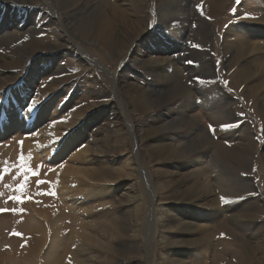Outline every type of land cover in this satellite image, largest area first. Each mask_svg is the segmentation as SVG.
Instances as JSON below:
<instances>
[{"label": "rangeland", "instance_id": "obj_1", "mask_svg": "<svg viewBox=\"0 0 264 264\" xmlns=\"http://www.w3.org/2000/svg\"><path fill=\"white\" fill-rule=\"evenodd\" d=\"M35 2L0 0V23H4L8 15H14L15 8L25 12L29 11L25 9L38 8ZM174 4L182 12L183 0H175ZM160 5L161 0H71L74 10L69 13L64 10L77 25L71 37L63 24L41 5L45 9L40 8L45 12L42 16L33 14V10L24 13L25 25L17 23V33L0 36L5 37L0 41V57L8 63L7 67L0 66V100L4 97L13 104L14 97L7 91L23 82L27 84L26 95L30 101L35 99L36 93H40L37 98L42 103L55 97V105L49 113L51 117H58L50 122L61 121L58 130L61 135L64 133L63 137L76 131L89 144L88 151L79 155L91 159L94 169L88 179L72 185L73 188L79 186L76 191L79 193L86 184L93 197L81 210H76L69 202L74 192L69 194L60 186V180L69 173L67 168L71 164L67 158L75 143L52 162L38 156L39 148L30 152L32 157L22 154L18 146H23V138L14 139L10 134L5 135L6 138L0 136V209L4 210L0 211V264H213L212 251L214 253L215 248L221 251L223 246L226 259L240 249L246 252L249 264H264V246H258L252 238L255 235L250 226L252 218L243 217L245 206L249 204L248 208H252L258 202L262 205L264 219V119L251 111L244 95H239L243 85L236 89L230 82L231 73L239 65L253 72L260 66L258 62L264 63V48L247 51L231 64L222 51L226 33L229 34L227 43L235 41L231 30L227 32L228 27L246 23L264 27V19H253L256 15L264 17V8L261 14L248 8L253 6L252 0H228L212 16L203 8L202 0H188L186 12H180L181 18L165 11L171 24L163 29L160 22L157 25L155 22L161 15L157 8ZM112 8L120 15L112 24L111 43L100 41L93 35L92 28L87 29L89 32H79L88 15L94 19L100 13L101 20L108 19L113 15ZM245 13L250 18L245 19ZM199 24L209 27L211 44L206 45L202 39L198 41ZM33 25L37 31L21 34L23 29ZM253 34H246L251 43L259 41ZM174 51L173 55L181 57L180 64L185 68L202 66L200 53L207 60L211 59L213 77H201L195 69L191 75L197 81L194 87L199 89L201 85L197 78L205 85L214 81L220 93L229 98L230 104L224 108L236 111L237 119L220 125L221 128L230 125L225 128L227 134L241 136L247 126L246 131L253 139V159L242 172L231 170L221 160H216L215 167H211L212 155L205 153L197 142L196 131L209 134V141H222L225 135L215 134L217 130L214 134L210 132L209 121L225 120L226 114L216 107L202 110L204 103L200 99L186 101L164 85L173 65L170 59ZM156 56L160 61L155 68L165 74L164 77L156 76V70L151 69L153 64H149ZM188 60L193 63H186ZM118 78L143 91L137 103L123 91ZM258 81L257 76H253L245 83ZM186 83L192 85L191 81ZM44 90L46 94L42 93ZM191 114L197 115L196 120H189ZM20 120L27 129L29 121ZM37 127L29 130L34 134ZM58 152L56 147L49 155ZM25 168L39 175L27 173L26 179ZM145 174L148 175L145 177ZM37 180L45 183L38 185ZM241 182L247 183L246 188H236ZM131 183L135 189L129 192ZM193 183L196 187H190ZM20 184L24 187L20 188ZM228 185L232 192L228 196L230 200L218 203L216 199L224 195L220 192L228 189ZM51 192L56 195L45 194ZM226 207L243 219L239 221L243 226L241 232L235 235H226L227 230L218 228L219 220L227 216L225 212L219 213ZM150 208L156 211L152 239L147 233ZM261 218L257 220L262 221ZM248 224L250 227L246 228ZM206 232L213 235V244L223 239L227 247L214 245L212 249H204L201 237ZM51 246L54 253L47 257ZM232 261L236 262L235 258Z\"/></svg>", "mask_w": 264, "mask_h": 264}, {"label": "bare ground", "instance_id": "obj_2", "mask_svg": "<svg viewBox=\"0 0 264 264\" xmlns=\"http://www.w3.org/2000/svg\"><path fill=\"white\" fill-rule=\"evenodd\" d=\"M161 1H162V5L157 7L161 15H159V19L156 18L155 22H156V25H157V22H160L163 29H166L170 26L171 23L169 22V19L165 11H167V13L173 12L172 16L174 15L176 18L180 17L181 11H179V9L175 6L174 4L175 0H172V1L166 0V3L164 0H161ZM226 1L228 0H202L204 4L203 8H205V10L207 8L208 12H210V14L214 16L224 7V4ZM35 3L38 6V8L25 9V10H29V11L33 10L35 11L33 14H36V15L41 14L42 16L45 12L42 11L41 9L43 10L45 9L41 5H44L49 11V13L55 17V20L60 21L63 24V27L67 31L68 36L71 37L70 33L72 31L76 32L77 25H75L74 22L72 23V19L68 18L65 15L67 11H68L67 13H69L74 10L71 6V0H36ZM252 3H253V6L248 7V8L254 9L252 12L256 11L257 13H261L262 12L261 9L264 8V1L263 0H252ZM182 5H183L182 6L183 10L181 13H184L186 12L188 0H183ZM57 7L59 10H57ZM64 10H67V11H64ZM112 10H113L112 17L108 19H104V20H101L100 13L96 15L94 19L93 18L91 19V17H89L88 15V17L84 19V27L79 32L83 33L85 31H88L87 29L92 28L93 35L98 37L100 41H102L104 44L108 42L111 43V41H113L111 39V37H113L111 35L113 33L112 24L115 23V21H118V17L120 15L117 9L112 8ZM13 11L15 13L14 15L13 14H11L10 16L8 15L7 20L4 21V23H0V36H3L4 34H9L10 32L17 33L18 32L16 28L17 23L18 24L22 23V25H25L23 16H24V13L29 14V11H26V12L19 11L16 8ZM7 13L8 12L6 11L5 14ZM187 15H188V11L183 17L186 18ZM257 17L258 15L254 16L253 19L255 20L264 19L263 15L261 17L260 16L258 18ZM153 18H154V15L152 19ZM25 19L28 21V18H25ZM205 23L209 25L207 22ZM80 24L82 23L80 22ZM34 25L33 27L28 26L27 29H23L22 30L23 32H21V34L24 33L25 35L26 32L34 33V31H37L38 28L34 27ZM201 25L202 24H199V29L197 28L196 30V34L199 37L198 41L202 39V41L206 42V45H208V43L211 44L208 39L209 27H206V25L204 24L202 26ZM230 30H231V35L235 38V41H230L227 43L226 40L229 34L226 33L224 35L225 37H223V43H222L223 56L225 57V60L228 61V63L230 62L231 64L232 62L237 60L240 57V55L244 56L247 51L248 52L257 51V50L264 48V39L262 38L264 37V27L258 26V25L253 26L252 24L246 23V24H241L240 26L236 25L231 29L228 27L227 32H229ZM249 32L254 33L253 34L254 37L259 39V41H255L254 43H251L252 41H250V38H247V35ZM188 38L189 37H187L186 40H188ZM4 39L5 37H0V41ZM11 39H14V37ZM9 40L6 43H9ZM117 42L115 43V45L118 46L119 42L118 43ZM184 42L186 43L187 41H184ZM177 47H179V45ZM176 51L172 53V58L170 59V61L173 63V65L167 72L168 80L166 79L167 83L164 81V85L165 86L167 85L170 88L174 89L175 91L174 94L180 98L184 97V100L186 101L191 102L192 98H196V101L197 99H200L204 103V107H202V110L210 111L212 110V108L216 107L218 111L226 114L224 115L225 120L221 121L215 118L216 120L210 119L209 121V123H211L215 127V131L217 130L215 134L225 135L223 136L222 141H217L214 139L209 141L207 137L209 136V134L206 133L207 134L206 135L203 132L198 131L199 132L198 133L196 131L195 133L198 136L197 142L200 144L199 147H204L205 153H207L208 155H212L214 160L212 163H210L211 167H215L216 160H221V162H224L226 165H228V168H230L231 170L237 169V172L238 171L242 172L246 168V166L250 164V162L253 159L252 158L253 156V153H252L253 151L252 142L253 141L252 140L253 139L249 135L250 132L246 131L247 126L244 127L241 133V136H234L232 135V133L227 134L228 130L225 128H221L220 125L222 123H225L228 121L232 122L237 119L236 111L234 112L231 108L230 109L224 108L225 106H228L230 104L229 98L220 93L218 85L214 81L208 82L207 85L205 84L199 85L200 86L199 89L194 87L197 81L191 75L195 69H197L196 71L201 73L200 74L201 77L202 76L207 77V79H210L213 77L214 72H213V65L211 64V59L207 60V58L202 56V54L200 53L201 58L203 59L202 66H197V68H194V69L185 68L183 67V65L181 66L180 64L181 57L173 55ZM78 54H83V53H78ZM83 56H84L83 58L88 59V56H85L84 54ZM159 61L160 59L157 56L151 59L149 64H153L151 67L152 70L154 71L156 70L155 66H156V63H158ZM258 63L260 64V66H258L257 68L254 67L256 70L253 72L250 70L249 67H243L239 65L231 73L230 82H231V87L232 88L235 87L236 89L238 88L239 85L241 84L243 85V89L240 91L239 95L241 94L244 95L245 96L244 99L246 100L247 105L249 104V107H251L250 108L251 111L254 112L255 114L261 115L264 119V93H263L264 91V63L261 61ZM7 64L8 63L5 61V58L0 57V66L7 67L6 66ZM10 65L11 63L9 64V66ZM155 72H156V76L157 75H159L160 77L165 76V74H163L162 72L158 73L157 70ZM253 76H257V78L259 79L257 83H254V84L245 83V81L249 80ZM117 81L118 83H120V85L123 86V91L128 95L131 101H134L135 103H137L138 98L144 95L143 91L139 89V87L134 85L133 83H129L123 79L120 80L119 78L117 79ZM186 81H191L192 85L187 86ZM205 86L208 87L207 90L204 89ZM116 89H119V88H116ZM44 91L45 93L43 91L42 93L46 94V90ZM7 93L8 94L10 93L13 95L12 97H14V101L12 104L9 100L5 99L4 97H2L0 100V136L5 137V135L7 136L8 134H10L9 136L10 137L14 136L15 137L14 139L23 138L22 139L23 146H18V149L21 150L22 154L32 157L30 152L37 151L36 148H39L38 156L40 158H43V161L48 158L50 161L56 162L55 160L58 159V156L60 154H63V152L72 143H75L71 147L72 148L71 155L67 158V161L71 164L67 168L69 170V173L65 174L63 178L60 180V186L63 191L67 189V192L69 194L74 192L72 196H70L71 201L69 202L71 203V205H74L76 210L78 209L81 210V206L88 203L93 198L89 195L90 188L86 186V184H83L79 192L80 195H78L79 193H76V191L78 190L79 186L73 188L72 185H74L75 182L85 181V179H88L89 176L92 174V171L94 170L92 166L93 164L92 160L79 155L82 152L88 151V149L90 148L89 144L86 141H83L81 136H78L76 134V131L72 133L70 132L68 136L63 137L64 133L61 135V133L58 130V127L61 121L50 122L52 119L54 118L56 119L58 117V116L51 117L52 113L51 112L49 113L50 111L49 109H52L55 105V100H54L55 97H51L45 103H42L41 102L42 100H39V98H37L38 97L37 95L40 93L38 94L36 93L35 99L31 100V102L33 103L34 110L31 113H29L26 107L30 102L28 96L26 95L28 94L26 83L23 82L22 84L20 83L14 84L12 88L8 89ZM217 95H221V96L216 100L215 97ZM251 100H254V102L251 103ZM47 116H50V118L48 119ZM19 117L23 118V120L26 119L29 121V126L27 129H24L22 127L21 125L22 121L20 120ZM196 117L197 115H193V114L188 116L190 121H193L194 119L196 120ZM211 121H215V122H211ZM36 125L38 126L37 131L33 134L31 133V130H29V128L35 127ZM193 128H196V130L198 129L197 126ZM58 136H60V139H58ZM62 137L63 139H61ZM56 147H58L59 152L56 155L54 154V156H52V154L49 155V153L53 151L54 149H56ZM21 153L20 155H22ZM74 155H78V156L75 158L73 157ZM147 175L148 174H145V177ZM147 181L150 186L151 182L149 181L148 178H147ZM203 183L205 184V186L207 185L205 182ZM196 185L197 184L193 183L190 187H196ZM237 186L236 188L238 189L246 188L247 183L241 182ZM134 189H135L134 184L132 183L129 184L128 191L132 192V190ZM221 191H222L220 192L221 195L224 194L223 196L226 198V200H230L228 196L232 194L231 185H228V189L224 188ZM152 194H153V190H152ZM219 198L216 199L218 200V203L221 202V199ZM255 203L256 205H254L252 208H248V207H251L249 204L245 206L244 211L246 213L243 214V217H245L246 219L252 218L251 221H253V223L250 226L254 230V234H255L252 236V238L255 240L258 246L263 247L264 246V222H262L264 221L263 216H262L263 208H262V205H259L258 202H255ZM222 212H225L227 216L219 220L220 221V223H218L219 230L223 228V231L226 232L227 230L226 235H235V232L240 231L241 227H243L242 224L239 222L240 220H243L241 218L242 216L240 217L236 212L231 211L228 207L223 209V211H220L219 215H221ZM155 213L156 211L154 212L153 210L152 212V209L150 208V211H149L150 215H148V222L150 223V230L147 231L149 239L150 238L152 239L155 233V230L153 231L154 226H155L154 225ZM260 216L262 217L261 218L262 221L257 220V218H259ZM245 226L246 228H248L247 226H249V224ZM86 228H87V225H84V229ZM55 230L56 229L53 228L54 232ZM212 236L210 235L209 232H206L201 237V244L203 245L204 249H212L214 245H225L227 247L226 242L223 239H217V243L213 244L211 240ZM251 247L255 249L253 246ZM53 249H54L53 246L48 248L47 257H50L54 253ZM225 249L226 248L223 246V249H221V251H219L216 248L214 249V253L212 251V255H214L215 257L213 259L214 260L213 264H215L217 261H219L217 264H249L246 260V254H245L246 252H243L240 249H236L234 252H232L231 254L232 256L226 259L225 256L223 255V252L226 251ZM262 257L264 259V253H262ZM232 258H235L236 262L235 261L233 262ZM47 264H50V263H47Z\"/></svg>", "mask_w": 264, "mask_h": 264}, {"label": "snow or ice", "instance_id": "obj_3", "mask_svg": "<svg viewBox=\"0 0 264 264\" xmlns=\"http://www.w3.org/2000/svg\"><path fill=\"white\" fill-rule=\"evenodd\" d=\"M199 8H200V5H197V9H199ZM244 18H245V19L250 18L249 14L245 13ZM193 46H194V47H199V45H193ZM186 63L191 64V63H193V62H192L191 60H188V61H186ZM72 71H75V70H72ZM197 80H198V82L201 83V84L204 83V81L199 80V78H197ZM225 84H227V81H225ZM26 107H27V110L29 111V113H31V112L34 110L33 103H32L31 101L29 102V104H28ZM222 127L227 128V127H230V125H227V124H226V125H223ZM209 130H210V132H212L213 134L215 133V129L213 128L212 125L209 126ZM69 131H71V130H69ZM65 135H67V133H65ZM61 139H63V137H62ZM57 143H58V142H57ZM50 147H51V146H50ZM22 159H23V157H21V160H22ZM21 167H22V168L24 167L23 164H21ZM24 172H25V178H26V179H27V173H31V174L34 175V176H38V175H39L38 172H36L35 170H33V169H31V168H25V169H24ZM43 183H45V181H43V180H37V184H38V185H39V184H43ZM19 187H20V188H23V187H24V184H20ZM45 194L56 195L55 192L45 193ZM14 199L20 200V199H22V197H14ZM220 199H221V202H222V203L227 202V200H226V198H225L224 196H221ZM0 211H4V210H3V209H0Z\"/></svg>", "mask_w": 264, "mask_h": 264}]
</instances>
